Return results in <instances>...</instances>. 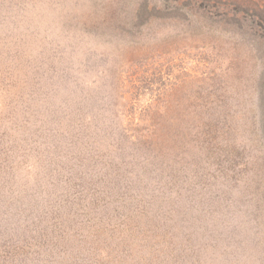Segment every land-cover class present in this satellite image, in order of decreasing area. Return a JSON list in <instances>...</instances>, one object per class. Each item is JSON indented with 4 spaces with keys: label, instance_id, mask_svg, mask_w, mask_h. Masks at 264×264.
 Listing matches in <instances>:
<instances>
[{
    "label": "rangeland",
    "instance_id": "1",
    "mask_svg": "<svg viewBox=\"0 0 264 264\" xmlns=\"http://www.w3.org/2000/svg\"><path fill=\"white\" fill-rule=\"evenodd\" d=\"M0 264H264V0H0Z\"/></svg>",
    "mask_w": 264,
    "mask_h": 264
}]
</instances>
